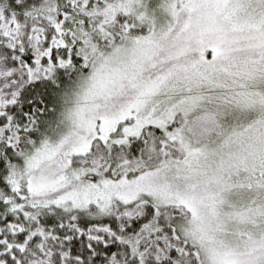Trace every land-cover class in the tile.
<instances>
[{"label":"snow or ice","instance_id":"6c2138e0","mask_svg":"<svg viewBox=\"0 0 264 264\" xmlns=\"http://www.w3.org/2000/svg\"><path fill=\"white\" fill-rule=\"evenodd\" d=\"M0 264H264V0H0Z\"/></svg>","mask_w":264,"mask_h":264}]
</instances>
